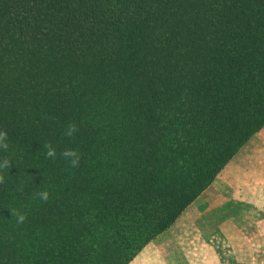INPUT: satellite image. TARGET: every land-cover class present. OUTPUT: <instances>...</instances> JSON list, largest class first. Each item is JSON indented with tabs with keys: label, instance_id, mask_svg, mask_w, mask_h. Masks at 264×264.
<instances>
[{
	"label": "trees",
	"instance_id": "1",
	"mask_svg": "<svg viewBox=\"0 0 264 264\" xmlns=\"http://www.w3.org/2000/svg\"><path fill=\"white\" fill-rule=\"evenodd\" d=\"M264 127V0H0V264H128Z\"/></svg>",
	"mask_w": 264,
	"mask_h": 264
},
{
	"label": "rangeland",
	"instance_id": "2",
	"mask_svg": "<svg viewBox=\"0 0 264 264\" xmlns=\"http://www.w3.org/2000/svg\"><path fill=\"white\" fill-rule=\"evenodd\" d=\"M201 194L168 228L174 264H264V127Z\"/></svg>",
	"mask_w": 264,
	"mask_h": 264
},
{
	"label": "crops",
	"instance_id": "3",
	"mask_svg": "<svg viewBox=\"0 0 264 264\" xmlns=\"http://www.w3.org/2000/svg\"><path fill=\"white\" fill-rule=\"evenodd\" d=\"M168 230L169 229L159 234L155 238L156 240L153 241L155 242V244H152L153 242L148 244L146 248H143V250L137 256H135L133 261L129 264H174L175 256H177L178 254L176 255L174 254V252L169 251L168 247H169V244H171L169 239L173 237L174 235L171 236ZM177 259L184 260V256H182L181 258H177Z\"/></svg>",
	"mask_w": 264,
	"mask_h": 264
}]
</instances>
